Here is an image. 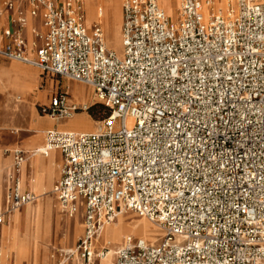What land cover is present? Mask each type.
Segmentation results:
<instances>
[{
	"label": "built area",
	"instance_id": "1",
	"mask_svg": "<svg viewBox=\"0 0 264 264\" xmlns=\"http://www.w3.org/2000/svg\"><path fill=\"white\" fill-rule=\"evenodd\" d=\"M121 1L118 58L99 24L87 28L81 0H0L9 19L0 57L81 84L109 110L98 131L52 130L43 151L61 155L51 194L82 235L66 261L95 264L103 229L132 213L163 233L158 245L126 237L113 264H264V0ZM27 17L34 58L27 57ZM81 109L56 91L43 114ZM131 124L127 125L126 121ZM27 155L13 153L1 228L36 197L20 189ZM1 256V247H0Z\"/></svg>",
	"mask_w": 264,
	"mask_h": 264
},
{
	"label": "crops",
	"instance_id": "2",
	"mask_svg": "<svg viewBox=\"0 0 264 264\" xmlns=\"http://www.w3.org/2000/svg\"><path fill=\"white\" fill-rule=\"evenodd\" d=\"M62 1L63 0H56V2ZM81 1L83 5L84 18L92 19V25L95 23L100 25L103 32L105 45V39L111 29L112 23H115L117 21L121 23V1L112 0L111 3L109 2V0ZM90 8H92V10ZM92 25H90L89 27H91ZM8 27V17L6 15H0V45L2 43V32ZM40 28V19L27 17V24L23 31V35L27 41L26 53L28 59L34 58V52L31 48V43L33 41L31 32L34 29L40 30ZM32 68L34 67L19 62L6 61L0 57V213L4 209L6 190L9 186L6 180V176L11 172L13 153L15 151H21L22 153L27 155V158L19 175L20 189L22 192L33 194L37 198L35 204L39 199L44 197L41 205H43L46 218L44 231L47 240V238L51 234L53 219V204L51 201V198L53 196L51 194V191L54 184L59 178L62 160L61 155L58 151H51L50 154H47V157H43L39 152L44 146V143H41L40 141L42 139L44 141L45 133L52 130H58L55 127V122L47 116L35 118L34 112L32 110L27 111L25 107H20V104H22V102H20V95L24 97H30L29 92H31L37 86L36 72ZM13 99H16V101ZM74 99L73 101L79 100L76 97ZM80 117L82 116L74 114L68 120H73ZM86 122H88L87 119ZM94 129L95 128L91 125L89 127H85L83 125L79 126L75 124L72 125L70 129L58 131L91 133L96 131ZM31 132H33L34 135L24 138L20 144V134H28ZM58 160L60 161V163L58 162ZM57 176L58 178H56ZM47 184H51L48 189L47 187H44ZM29 206L32 205H28L27 207ZM37 206L39 207V205ZM35 207L36 206H34V208ZM25 208H23L22 210H24ZM22 210H18L13 213L1 228L0 264H35V260L31 255L20 257V211ZM77 217L80 219L79 216ZM117 220L118 218L114 221L113 224L106 227L104 230L113 227L117 223ZM58 227L59 223L56 222V228ZM80 227L82 228L81 225H79V229ZM77 232L78 227L75 226L74 233L76 234ZM35 247L44 249L48 248L49 245L36 246L35 244L33 245V243L30 242L28 243V245L23 246V248L28 249V251H33ZM117 247L118 246H116L115 249ZM38 264H50V260L47 257L38 261ZM60 264L68 263L66 260H63ZM70 264H76L74 259L72 260V262H70ZM95 264H113V257L112 255H110L104 260L96 261Z\"/></svg>",
	"mask_w": 264,
	"mask_h": 264
},
{
	"label": "rangeland",
	"instance_id": "3",
	"mask_svg": "<svg viewBox=\"0 0 264 264\" xmlns=\"http://www.w3.org/2000/svg\"><path fill=\"white\" fill-rule=\"evenodd\" d=\"M199 1L201 2L204 0H199ZM109 2L111 3L112 0H109ZM166 3H167L166 0H160L161 7H163V5H166ZM176 10L171 8L169 10V15L168 13H166L168 15L169 21L172 23H174L177 18ZM84 23L87 28L90 25H92V21L90 18L89 19L84 18ZM120 26H121V23H118V21L115 23L113 22L111 29L105 39L106 49L114 52L118 58H121L123 54V48L121 44V35H120ZM32 69L36 72L37 86L31 92H29L30 97H24L20 95V102H22V104H20V107H25L27 111L32 110L34 112L35 118L46 116L45 114H43L42 109L48 106L50 96H52L56 91L66 92L70 102L81 109V111L76 113V115L82 116L80 118H75L73 120L67 119L63 121H56L55 127L58 130L70 129L72 127L71 125L73 124L75 125V123L77 125L82 124L85 127H89L91 125L92 127L97 129L101 126V122L103 121V119H105L109 115V110L105 108V106L102 105L98 101V99L96 98L95 94L93 93L91 89L81 84L74 83V82L68 81L63 78L52 77L44 73L42 74L37 69H34V68ZM75 97L78 98L79 100L73 101ZM13 100L16 101V99H13ZM0 109H1V99H0ZM85 118L90 124L86 122ZM63 127H68V128H63ZM33 135H34L33 132L28 133V134H20V144L24 138L28 136H33ZM41 142L43 143V139L41 140ZM58 162L60 163L59 160ZM56 178H58V176ZM50 186L51 184H47L44 187H47L48 189ZM51 201L53 204V212H52L53 219H52V226H51L50 244L48 248H44V249L38 248V252L40 254V259H45L48 257L50 260V264H60L64 259H67L69 255V254H66L64 250H70V251L73 250L76 241L82 235V228L80 227L79 229V225H81V221L78 217H74L73 219H68L63 214L60 213L57 203L53 197L51 198ZM38 203H39V200L37 201L36 204L38 205ZM34 204H32V206H29V207L27 206L22 207V208H25V207L26 208L20 211V215H23L25 211L29 209L34 211L36 208V207L34 208V206H37L36 204L35 205ZM120 218L126 224L130 223L132 225V226L131 225L128 226L127 231L124 232L123 235L127 234L131 238H141L150 245H158L160 243L163 234L160 233L159 230L155 229L154 224L152 225L149 221L142 219V218H138L129 212L122 214ZM56 222L59 223L58 228H56ZM116 224H118V222ZM75 226L78 227V232L76 234L74 233ZM142 227H144V232H145L144 235L138 232V230ZM20 233H22L21 227H20ZM120 245H118V247H120ZM102 247H107V246H105L103 243H100L98 241L97 248L100 249ZM116 249L115 247H112L113 252ZM72 260L73 259L70 258L67 261V263L70 264Z\"/></svg>",
	"mask_w": 264,
	"mask_h": 264
},
{
	"label": "bare ground",
	"instance_id": "4",
	"mask_svg": "<svg viewBox=\"0 0 264 264\" xmlns=\"http://www.w3.org/2000/svg\"><path fill=\"white\" fill-rule=\"evenodd\" d=\"M208 1V0H204V1H201L202 5H203V13L204 15L206 16L207 15V8L206 6L204 5L205 2ZM212 1V4L214 5V9L217 10V11H220V10H224L225 9V3L223 0H210ZM166 5H163V7H161L160 5V1L158 0V5L159 7L163 10V12L165 13L166 17H168L169 15V10L172 8L174 10H176V5H175V2L174 0H166ZM95 8V7H94ZM92 10V8H90ZM86 10V9H85ZM94 12V11H93ZM174 12V11H173ZM168 13V15L166 14ZM92 15V13H91ZM92 18V17H91ZM97 18V17H96ZM120 18V17H119ZM92 20V19H91ZM93 23V22H92ZM119 23V22H118ZM118 35V34H117ZM118 38V37H117ZM105 46V45H104ZM106 48V47H105ZM114 49V48H113ZM114 51V50H113ZM81 121V120H80ZM88 123V122H87ZM127 125H130L131 122L130 120H127L126 121ZM76 124V123H75ZM81 124V123H80ZM36 125V124H35ZM67 125V124H66ZM74 125V124H73ZM82 125V124H81ZM72 126V125H71ZM80 126V125H79ZM35 128V127H34ZM100 128V127H99ZM99 128H95L94 130L98 131ZM29 130V129H28ZM37 130V129H36ZM94 131V132H96ZM74 133V132H73ZM42 137V136H41ZM38 138V137H37ZM36 138V139H37ZM35 139V138H34ZM40 139V138H39ZM41 140V139H40ZM35 141V140H34ZM41 142V141H40ZM42 143V142H41ZM43 151V148L39 151L40 153ZM51 151H55V150H51ZM50 151V152H51ZM50 152H48L50 154ZM47 153V154H48ZM54 155V154H53ZM36 157V156H35ZM50 164V163H49ZM50 166V165H49ZM23 167V166H22ZM21 167V169H22ZM51 169V168H50ZM45 178V176H44ZM45 183V181H44ZM2 187V186H1ZM3 194V193H2ZM44 197L39 199V207L36 206L35 210L32 211V210H27L25 211V213L23 215H20V227L22 229V233H20V257H24L26 255H31L33 256L34 258V262L36 264H38V261H40V254L38 252V248L35 247L34 250L32 251H28V249H25L23 248L24 245H28V243H33V245L35 244L36 246L37 245H49L50 244V237H51V234L50 236L47 238L46 240V235H45V231H44V224H45V214H44V209H43V205H41L42 201H43ZM2 203V202H1ZM28 206V205H27ZM23 209V208H22ZM20 209V210H22ZM124 214V213H121L117 216L118 220V224H115L114 227H111L109 229H106L102 231V233L100 234V237H99V242L100 243H103L105 246H107L110 250L108 256L112 255L113 254V251H112V247H116L120 244H122V240L126 237H128L129 235L125 234L123 235L124 232L127 231L128 229V226H130L131 224H126L120 217L121 215ZM116 218V219H117ZM144 219V218H142ZM146 220V219H145ZM148 221V220H147ZM139 222V221H138ZM114 223V222H113ZM112 223V224H113ZM134 223V222H133ZM137 223V222H136ZM151 223V222H150ZM152 224V223H151ZM111 225V224H110ZM108 225V226H110ZM134 225V224H133ZM153 225V224H152ZM107 226V227H108ZM132 226V225H131ZM138 228V227H137ZM154 229V228H153ZM155 229L159 230L157 226H155ZM134 230V228H133ZM138 230V229H137ZM160 233L161 230H159ZM138 232L142 235H144V227L140 228L138 230ZM163 234V233H162ZM143 240V239H142ZM71 251L70 250H67L65 251L66 254H69ZM107 256V257H108ZM106 257V258H107ZM104 258V259H106ZM102 259V260H104ZM66 260V259H64ZM75 261V259H74ZM33 262V261H32Z\"/></svg>",
	"mask_w": 264,
	"mask_h": 264
}]
</instances>
